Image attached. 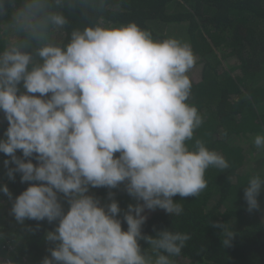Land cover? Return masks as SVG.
Returning a JSON list of instances; mask_svg holds the SVG:
<instances>
[{
	"label": "clouds",
	"instance_id": "clouds-1",
	"mask_svg": "<svg viewBox=\"0 0 264 264\" xmlns=\"http://www.w3.org/2000/svg\"><path fill=\"white\" fill-rule=\"evenodd\" d=\"M64 5L24 0L13 17L24 39L0 51V112L8 122L0 153L9 157L4 166L10 180L19 173L21 183L31 182L15 198L7 184L0 193L12 201L10 214L20 224L58 221L45 233L53 246L40 264H176L190 235L169 228L145 235V211L180 215L183 207L174 197L199 196L210 166L229 167L202 141L194 150L186 143L203 123L188 103L194 53L175 38L154 39L135 22L74 29L67 44L53 43L52 33L68 24ZM6 11L0 0V15ZM33 42L39 45L34 52ZM254 144L264 149V135H256ZM122 183L137 203L121 219L114 193L102 204L89 191ZM262 191L264 178L252 176L244 187L248 212L261 209ZM210 225L222 230V246L231 247L233 226Z\"/></svg>",
	"mask_w": 264,
	"mask_h": 264
},
{
	"label": "trees",
	"instance_id": "trees-1",
	"mask_svg": "<svg viewBox=\"0 0 264 264\" xmlns=\"http://www.w3.org/2000/svg\"><path fill=\"white\" fill-rule=\"evenodd\" d=\"M23 2L6 0L7 11L0 15V51L10 42L24 39L13 21ZM62 10L68 24L52 33L53 43L67 44L74 29L135 22L156 40L175 38L190 45L196 74L189 71L193 87L188 103L198 108L203 123L186 143L194 150L195 141H202L222 154L229 167L210 166L205 173L207 187L199 196L174 197L183 207L180 215L146 210L148 219L142 230L145 235H155L169 228L190 235L181 255L173 258L176 264H264V191L258 197L260 210L248 212L244 200L249 179L255 175L264 178V149L254 144L256 135H264V0H65ZM38 46L33 42L29 50L34 52ZM7 127L0 112V138ZM5 159L9 157L0 153V174L8 179L15 198L31 182L21 183L19 173L10 180ZM109 192L119 202L121 219L128 205L137 203L123 183L114 189L90 188L89 194L107 204L111 202ZM61 200L67 212L69 205L62 195ZM11 206L12 201L0 193V234L14 239L16 264H40L53 246L45 240V233L58 221L20 224L10 214ZM212 221L233 226L237 235L231 247L222 246V230L211 226ZM123 228L127 229L126 223ZM141 245L151 254L146 242Z\"/></svg>",
	"mask_w": 264,
	"mask_h": 264
},
{
	"label": "built area",
	"instance_id": "built-area-1",
	"mask_svg": "<svg viewBox=\"0 0 264 264\" xmlns=\"http://www.w3.org/2000/svg\"><path fill=\"white\" fill-rule=\"evenodd\" d=\"M8 183V179H4L0 174V185ZM3 236V235H2ZM15 241L9 237L0 239V259H13V253L15 251Z\"/></svg>",
	"mask_w": 264,
	"mask_h": 264
},
{
	"label": "rangeland",
	"instance_id": "rangeland-1",
	"mask_svg": "<svg viewBox=\"0 0 264 264\" xmlns=\"http://www.w3.org/2000/svg\"><path fill=\"white\" fill-rule=\"evenodd\" d=\"M190 74H191L192 76L195 75V74H196L195 70H194V69H191V70H190Z\"/></svg>",
	"mask_w": 264,
	"mask_h": 264
}]
</instances>
